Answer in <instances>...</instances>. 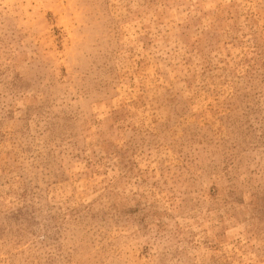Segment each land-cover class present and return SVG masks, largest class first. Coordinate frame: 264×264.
I'll return each instance as SVG.
<instances>
[{
  "label": "rangeland",
  "instance_id": "374dc122",
  "mask_svg": "<svg viewBox=\"0 0 264 264\" xmlns=\"http://www.w3.org/2000/svg\"><path fill=\"white\" fill-rule=\"evenodd\" d=\"M0 264H264V0H0Z\"/></svg>",
  "mask_w": 264,
  "mask_h": 264
}]
</instances>
